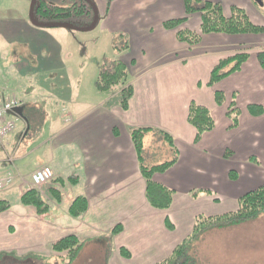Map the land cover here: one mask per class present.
I'll return each mask as SVG.
<instances>
[{
  "label": "crops",
  "instance_id": "crops-1",
  "mask_svg": "<svg viewBox=\"0 0 264 264\" xmlns=\"http://www.w3.org/2000/svg\"><path fill=\"white\" fill-rule=\"evenodd\" d=\"M100 1L107 7V0ZM210 1L220 3L226 15L232 6L246 10L249 5V0ZM101 13L105 31L123 33L130 40V54L123 61L128 64L134 93L126 109L107 96L71 113L66 109L58 116L57 126L35 147L29 138L32 125L26 102L20 99L22 108L8 113V119L24 118L26 127L18 139L16 129L0 138V178L14 175L8 190L0 193V200L11 203L0 212V254L6 257L66 256L54 252L52 246L74 235L83 242L82 248L87 241L110 240L106 264H157L192 234L198 216L236 211L242 195L264 184V163L258 159L260 152L264 156V111L253 115L248 109L253 104L264 109V68L258 59L264 43H249L256 41L249 37L259 34L208 33L194 46L181 42L179 29L200 32L202 23L201 14L194 13L178 29L164 27L165 21L186 16L183 0H113L109 10ZM246 46H256L257 56H250L239 71L209 86L220 60L250 53ZM216 91L225 94L222 105L216 102ZM192 102L207 108L215 120L214 129L198 142L196 129L188 121ZM233 102L240 110L237 127H231L228 116ZM134 127L168 133L178 151L176 163L153 176L174 191L168 209L153 207L147 200L146 180L131 138ZM154 134L149 132L144 138L145 163L163 149L159 141L145 147L147 136ZM22 147L25 151L21 152ZM27 161L34 162L30 171L25 170ZM42 166L53 170L52 179L40 190L51 204L46 215L20 201L33 187L32 173ZM231 171L237 174L235 179ZM52 189L60 191V202L52 197ZM193 191H199L197 196H192ZM79 195L87 198L88 209L75 218L68 208ZM222 199L231 201L230 211L219 208ZM244 224L210 228L197 241L212 231L219 234ZM118 226L122 230L113 235ZM121 247L130 251L131 258L122 256Z\"/></svg>",
  "mask_w": 264,
  "mask_h": 264
},
{
  "label": "rangeland",
  "instance_id": "rangeland-1",
  "mask_svg": "<svg viewBox=\"0 0 264 264\" xmlns=\"http://www.w3.org/2000/svg\"><path fill=\"white\" fill-rule=\"evenodd\" d=\"M46 1L61 6L72 3V0ZM92 1L100 7L98 10L105 11V3ZM30 6L31 0H0V98L23 99L26 102L25 111L32 125L29 138L35 147L47 138L52 127L57 126L58 116H63L66 109L71 113L79 110L81 105H93L107 96L97 87L98 75L116 60L127 59L130 40L123 33L105 31L101 12V19L94 29L76 30L34 23L29 16ZM246 11L254 21L264 26V0H249ZM92 22L90 17L81 16L64 18L61 23L85 28ZM249 38L256 40L249 43H264V33ZM254 47L244 48L249 49L251 58L257 56L256 51L264 46L257 50ZM25 127L24 118L16 121L15 139L19 138ZM156 141L163 144V149L157 151L152 161H146L147 165L163 163L176 155V147L158 133L147 136L145 147L148 148L150 144L154 146ZM22 151H25L23 147ZM258 157L264 163L263 152ZM24 164L26 171L34 167V162ZM7 187L0 193L8 190ZM221 202L219 208L230 211L231 201L222 199ZM198 204L196 208L200 207ZM203 217L208 218L206 215ZM245 222L219 234L212 231L204 239L196 240L198 243L195 241L190 248L186 263L264 264V211ZM111 250L110 240L100 238L85 242L72 260L66 256L18 260L12 256H2L0 264H106Z\"/></svg>",
  "mask_w": 264,
  "mask_h": 264
},
{
  "label": "trees",
  "instance_id": "trees-1",
  "mask_svg": "<svg viewBox=\"0 0 264 264\" xmlns=\"http://www.w3.org/2000/svg\"><path fill=\"white\" fill-rule=\"evenodd\" d=\"M113 0H107L106 10H109ZM186 16L183 18L170 19L164 22L166 29H178L184 22L189 19V16L194 13H200L202 18L200 32L183 29L178 31L177 37L181 42H185L190 46L199 44L203 34L208 33H224V34H260L264 33V26L256 24L252 21L245 9L239 6H232L231 14L226 15L220 3L210 0H183ZM100 14V12H99ZM35 18L41 22H62L64 18L88 16L93 20L94 10L86 0H72L71 5L61 6L49 3L46 0H37L34 9ZM101 17L99 18V20ZM128 48V45H126ZM247 52H240L234 56L223 58L214 67L211 72L209 86H214L221 79L230 74L239 71L243 64L247 61L249 55ZM260 65L264 68V48L258 52ZM97 87L99 91L107 94V97L113 98L122 108L126 109L129 100L134 93L132 77L128 70V64L123 60H116L109 68L102 69L98 75ZM215 98L218 105H222L225 101V94L222 91L215 92ZM22 107H19L20 110ZM249 111L253 115H261L264 111L263 107L258 104L248 106ZM228 116L232 120L231 127H237L239 122L240 110L233 102L228 110ZM188 121L196 129V142L202 136L213 130L215 120L212 113L205 107L192 102L189 107ZM155 132L160 134L164 139L168 140L173 146L172 137L158 129L149 127H134L131 128V138L140 160V169L142 176L146 180V197L148 202L156 208L168 209L173 201L174 191L164 185L154 181L153 176L157 172H165L172 167L178 158V151L175 149L173 159L160 164L147 165L144 160V138L147 133ZM229 154V151H228ZM231 178H236L235 171L230 172ZM199 191H193L192 196H197ZM209 193V191H206ZM52 197L56 202H60V191L52 189ZM24 205H30L36 208L40 215H46L50 212L51 204L45 200L42 192L38 188H31L26 191L21 199ZM239 207L236 211L226 213L217 217L204 218L198 216L192 234L178 245L172 254L165 260L157 264H188V252L194 242L200 235L214 227H225L229 225L239 224L259 216L264 211V184L253 189L238 199ZM11 207V203L0 200V212ZM88 209V200L85 196H77L68 208L71 216L77 218L84 214ZM169 228H173L172 223L167 220ZM121 227H116L113 235L120 233ZM83 242L74 235H69L58 242L54 243L52 249L57 253H66V257L72 260L81 250ZM120 252L126 259L131 258L130 251L121 247ZM6 255L0 254V257ZM10 256V255H9ZM7 256V257H9ZM16 259V258H15Z\"/></svg>",
  "mask_w": 264,
  "mask_h": 264
},
{
  "label": "built area",
  "instance_id": "built-area-1",
  "mask_svg": "<svg viewBox=\"0 0 264 264\" xmlns=\"http://www.w3.org/2000/svg\"><path fill=\"white\" fill-rule=\"evenodd\" d=\"M22 105L20 100L14 99H3L0 103V138L5 137L9 133L16 129L17 119H8V113L15 112L16 108ZM53 177V170L50 166H42L36 169L31 176L32 186L43 190L45 184H47ZM14 175L8 173L7 175L0 178V190L5 189L12 183Z\"/></svg>",
  "mask_w": 264,
  "mask_h": 264
},
{
  "label": "water",
  "instance_id": "water-1",
  "mask_svg": "<svg viewBox=\"0 0 264 264\" xmlns=\"http://www.w3.org/2000/svg\"><path fill=\"white\" fill-rule=\"evenodd\" d=\"M86 1L90 6H92V8L94 10V18H93V22L91 23V25L88 27H85V28H78V27H75L73 25H68V24H64L61 22H41V21H38L34 15V9H35V5H36L37 0H31L29 16H30V19L34 23H36L40 26H44V27H46V26H50V27L51 26H65V27H68L71 29H76V30H92L98 25L100 14H99V10H98L97 5L92 0H86ZM16 110H18V109H16Z\"/></svg>",
  "mask_w": 264,
  "mask_h": 264
}]
</instances>
